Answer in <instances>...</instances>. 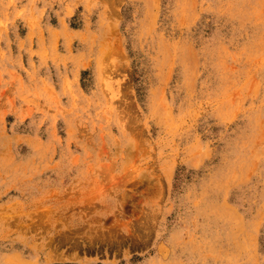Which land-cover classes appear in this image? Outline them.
<instances>
[{
  "label": "rangeland",
  "instance_id": "374dc122",
  "mask_svg": "<svg viewBox=\"0 0 264 264\" xmlns=\"http://www.w3.org/2000/svg\"><path fill=\"white\" fill-rule=\"evenodd\" d=\"M0 264H264V0H0Z\"/></svg>",
  "mask_w": 264,
  "mask_h": 264
}]
</instances>
